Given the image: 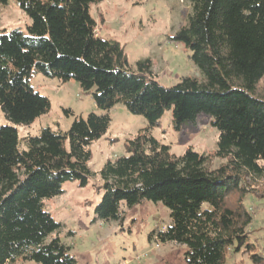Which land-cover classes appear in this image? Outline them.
Here are the masks:
<instances>
[{
  "label": "trees",
  "instance_id": "obj_1",
  "mask_svg": "<svg viewBox=\"0 0 264 264\" xmlns=\"http://www.w3.org/2000/svg\"><path fill=\"white\" fill-rule=\"evenodd\" d=\"M14 1L30 23L25 32L0 31V112L6 120L28 126L49 112V100L30 86L40 74L75 82L99 110L122 105L147 121L126 140V155L100 170L97 191L103 194L94 221L118 222L121 207L160 203L170 224L156 240L184 246L186 264H223L229 251L263 264L264 256L248 243L252 216L243 200L253 193L246 179L264 178V97L258 94L264 0H184L190 13L175 40L190 51L201 78L183 77L170 88L155 81L148 59L131 66L117 41L96 33L90 7L104 0ZM166 110L175 131L200 114L209 116L218 132L213 157L225 163L213 169L209 155L191 148L171 154L151 134ZM109 125L108 115L89 113L74 117L65 132L43 128L23 139L13 126H0V264H76L44 201L61 196L66 182L87 185L90 146Z\"/></svg>",
  "mask_w": 264,
  "mask_h": 264
},
{
  "label": "rangeland",
  "instance_id": "obj_2",
  "mask_svg": "<svg viewBox=\"0 0 264 264\" xmlns=\"http://www.w3.org/2000/svg\"><path fill=\"white\" fill-rule=\"evenodd\" d=\"M189 13V4L184 0H104L90 7L100 38L117 41L131 66L148 59L155 81L163 88L176 85L183 77L201 78L190 60V51L175 40ZM29 23L14 0L0 5V31L25 32ZM30 86L49 100L50 110L28 126L14 125L0 112V126H13L19 139L37 136L43 128L65 132L74 117L84 118L89 113L110 118L106 134L90 146L88 165L92 175L87 185L66 182L61 196L44 201L46 211L62 225L58 237L69 248L76 264H186L184 246L156 240V234L170 224L169 212L160 203L143 201L132 208L121 207L122 220L118 222L94 221V208L103 194L102 190L97 191L100 170L108 160L126 155V140L146 128L147 121L130 114L122 105L109 111L99 110L91 96L72 81L61 84L37 74L30 79ZM258 94L264 97V83L259 85ZM63 110H70L73 115L67 116ZM171 118V111L166 110L151 130L152 136L167 146L171 154L180 156L191 148L209 155L213 169L225 163L226 160L213 157L218 132L211 126L209 116L200 114L194 124L185 123L179 131L172 128ZM245 187L253 191L243 200L252 216L247 228L248 243L254 246L256 254L264 256V178H247ZM223 264L253 263L248 254L229 251Z\"/></svg>",
  "mask_w": 264,
  "mask_h": 264
}]
</instances>
